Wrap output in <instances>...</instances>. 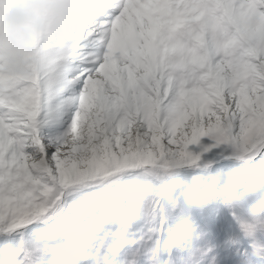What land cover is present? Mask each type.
Masks as SVG:
<instances>
[{
	"label": "snow or ice",
	"instance_id": "obj_1",
	"mask_svg": "<svg viewBox=\"0 0 264 264\" xmlns=\"http://www.w3.org/2000/svg\"><path fill=\"white\" fill-rule=\"evenodd\" d=\"M0 264H264V0L0 43Z\"/></svg>",
	"mask_w": 264,
	"mask_h": 264
},
{
	"label": "clouds",
	"instance_id": "obj_2",
	"mask_svg": "<svg viewBox=\"0 0 264 264\" xmlns=\"http://www.w3.org/2000/svg\"><path fill=\"white\" fill-rule=\"evenodd\" d=\"M105 0H4L0 43L7 47L34 29L74 27L102 11Z\"/></svg>",
	"mask_w": 264,
	"mask_h": 264
},
{
	"label": "rangeland",
	"instance_id": "obj_3",
	"mask_svg": "<svg viewBox=\"0 0 264 264\" xmlns=\"http://www.w3.org/2000/svg\"><path fill=\"white\" fill-rule=\"evenodd\" d=\"M4 3V0H0V4Z\"/></svg>",
	"mask_w": 264,
	"mask_h": 264
}]
</instances>
